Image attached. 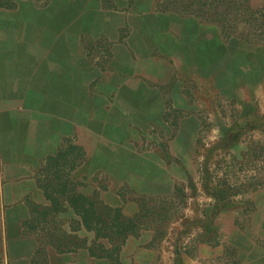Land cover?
I'll use <instances>...</instances> for the list:
<instances>
[{
	"label": "rangeland",
	"instance_id": "374dc122",
	"mask_svg": "<svg viewBox=\"0 0 264 264\" xmlns=\"http://www.w3.org/2000/svg\"><path fill=\"white\" fill-rule=\"evenodd\" d=\"M70 2L82 21L49 20L47 0H0V121L14 131L0 143V264H264V115L250 119L228 84L251 70L254 97L264 101L262 67L228 64L264 39V0ZM50 33L66 38L58 52L42 37ZM50 62L127 76L138 64L143 79L122 81L127 93L137 85V96L114 89L90 112L75 105L83 125L74 120L40 155L12 151L25 106L2 84L24 64ZM24 116L37 132L40 120ZM88 197L97 224L81 217ZM104 205L139 215L136 226H112L115 212Z\"/></svg>",
	"mask_w": 264,
	"mask_h": 264
},
{
	"label": "crops",
	"instance_id": "0c3cea01",
	"mask_svg": "<svg viewBox=\"0 0 264 264\" xmlns=\"http://www.w3.org/2000/svg\"><path fill=\"white\" fill-rule=\"evenodd\" d=\"M46 4L48 5L45 7L47 9H44V12H41V15L45 16L46 13L51 12L54 16H51L50 19L48 18L49 20L73 22L74 20L82 21L84 19L82 16H73L74 12L71 10L70 0H47ZM81 13L82 12L80 11L78 12V14ZM67 27H69V33L65 34V36L69 35V40L71 41L74 37V25L69 23ZM60 34L61 35L59 36L57 34V36H55L53 33H50L45 36L42 35V37L43 39L44 37L48 39L46 41L47 46L49 45L52 47L56 45V51L58 52V46L66 44V41H64L66 40L65 36L62 35V33ZM191 47L195 49L196 46ZM178 49L180 50V47H178ZM63 50L69 51L68 48ZM239 52L240 53L237 57L234 59L231 58L228 64H236V66L241 67H244L245 65L250 66L253 64H259L262 67L260 79L264 83V39L252 45L249 44V46H242ZM53 63L50 62V64L33 65L24 64L22 68L13 72L14 83L9 82L8 84H2L3 87L7 85L8 87L15 88V92L20 94L23 106H25L20 112L21 120L23 121V124L21 122L22 128L17 131L18 138L15 137L14 139L17 146L11 145L10 147L12 151H25L27 153L35 152L40 155L42 152L49 150L51 145L50 138L57 140L63 134H68L67 129L73 124L72 122L74 120H76L79 125H83V122L79 121V119H82L81 115L83 111L75 108V105L82 106L84 104L89 111L90 104L94 106L99 105L100 102L103 101L104 96L107 93L114 92V89H116L117 93L128 94L130 97L133 95L137 96L139 93L137 85H133L134 88H131L127 93L125 84L124 82L122 83V81L130 80L133 83L138 84L137 82L143 79L142 70L139 68L138 64L133 66V73L127 76L119 70L114 69L106 70L105 68L102 70L97 69V67L91 69L85 64ZM178 64H186L184 57H181L180 55L178 56ZM188 64H193L191 65L190 73L192 77L196 78L199 69L198 65L196 67V64H201L199 57L197 62L195 56V60H190ZM88 69L90 71H88ZM183 71L182 77H185L186 71L185 69ZM219 73L221 72L218 71L217 68H213L209 71L208 76L211 83L210 86H214V88L217 87V76ZM107 74H109L108 77H106ZM251 74V70L242 69L240 75L239 73L235 76L232 74L229 75L228 84L233 89V94L237 96L240 109L248 111L251 114L249 115L250 119H257L259 111L263 112L262 115H264V101L257 100L254 97L258 92L253 90L254 86L251 83V79H253ZM113 77H115V79ZM112 79H114V81ZM238 79H241V82H238ZM154 80L155 79H153V87L157 88V82H154ZM89 82L94 87L92 90H90L91 87ZM88 86L89 88L87 89ZM200 89V86H194L195 91L199 90L198 93H200ZM107 90H109V92H107ZM111 100L114 102L118 99ZM24 115L29 118L40 120V126L37 132L36 130L32 131L31 125L28 128L26 127ZM94 117H97L96 114H94ZM89 118L90 113L85 120H88ZM4 119H6V113L2 112L0 113V120ZM41 119H45V121ZM260 119L263 120L264 116ZM51 120L56 121L55 126L57 130H49L51 127ZM231 126L234 127L231 129L233 132L240 131V124L237 120H234ZM8 133L12 134L14 131L11 132L10 128L8 130V127L4 126V123L0 121V143L2 145L5 143L3 136ZM90 134L92 136H101L99 133L93 131H90ZM84 135L85 133H77V141L84 142V140H81V137ZM25 154L26 153H24V155L20 154V158H24V156H26ZM25 165L28 166L27 163H24L23 166ZM24 185H26V183ZM7 190H5V192ZM5 196L8 197L5 194L1 195V197Z\"/></svg>",
	"mask_w": 264,
	"mask_h": 264
},
{
	"label": "trees",
	"instance_id": "16d2710c",
	"mask_svg": "<svg viewBox=\"0 0 264 264\" xmlns=\"http://www.w3.org/2000/svg\"><path fill=\"white\" fill-rule=\"evenodd\" d=\"M69 184H70V181H69ZM78 195L80 197L83 196L82 194H78ZM88 199H89V197H88ZM93 204H94L93 201H91L90 199L88 200V202H86L84 204V212L83 213H85L86 211L87 212L89 211L88 214H81L82 219H84V217L86 218V225H88V222L90 224H92V223L97 224L101 221V220L97 219V217L95 215H93V213H94V207H93L94 205ZM69 205L71 207H73V209H75V211H80V210H78L77 204L75 202H73L72 198H70V197H69ZM104 208L115 212L114 213L115 217L111 221L112 226H127V224H129L131 226H136L135 220L139 215H135L134 217L128 218V217H124L121 214L120 209H118V208H111V207H108L107 205H104Z\"/></svg>",
	"mask_w": 264,
	"mask_h": 264
}]
</instances>
